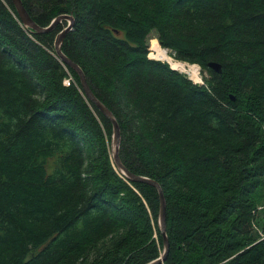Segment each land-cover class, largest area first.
<instances>
[{"label":"trees","instance_id":"16d2710c","mask_svg":"<svg viewBox=\"0 0 264 264\" xmlns=\"http://www.w3.org/2000/svg\"><path fill=\"white\" fill-rule=\"evenodd\" d=\"M21 1L40 27L73 17L62 52L161 189L157 264H264V0ZM67 22L36 32L0 0V264H145L157 192L56 54ZM152 30L202 84L148 57Z\"/></svg>","mask_w":264,"mask_h":264},{"label":"water","instance_id":"95a60500","mask_svg":"<svg viewBox=\"0 0 264 264\" xmlns=\"http://www.w3.org/2000/svg\"><path fill=\"white\" fill-rule=\"evenodd\" d=\"M13 3L19 17L21 18L24 26L36 31V32H42V31H48L54 28V26L60 22L61 20L65 19L67 20L66 26L56 35L55 41H54V48L56 51V54L59 56V58L65 62L68 66H70L72 69L76 71V73L79 76V80L81 83V86L85 92V94L88 96V98L96 105V107L99 109V111L111 121L112 125V134H111V155L112 159L116 165V167L126 175L130 180L132 181H141L146 182L152 185L157 192L158 196V209H157V227L161 233L162 237V251L159 254V256L148 263L145 264H157L161 263L165 257V254L167 252V238L165 236L164 232V199L162 196L161 189L156 181L142 175H136L131 172H129L120 162L119 156H118V148H119V139H120V131H119V125L117 120L115 119L112 112L100 101L98 98L92 93L91 89L88 86L86 77L84 72L81 70V68L73 62L70 58H68L61 50V43L63 40L64 35L67 31H69L72 27L73 23V17L71 15H59L55 17L49 25L46 27H40L37 24L34 23V21L30 18L28 15L23 3L21 0H11ZM207 66L212 69L214 72L220 71V65L217 62H208ZM232 99V96H230Z\"/></svg>","mask_w":264,"mask_h":264},{"label":"built area","instance_id":"2783aa9c","mask_svg":"<svg viewBox=\"0 0 264 264\" xmlns=\"http://www.w3.org/2000/svg\"><path fill=\"white\" fill-rule=\"evenodd\" d=\"M150 50H152V49H150ZM148 56L150 58H153L154 57V55L152 54V52H150ZM171 61L176 62L177 64H180V65L174 66V65H172ZM171 61H168V64H169L170 68H172L174 70H177L179 72L184 73L186 75V77L189 80H191L193 83H201L200 82L201 81L200 80V76H199V70H198V66L197 65H195V64H190L189 65L186 62H180V61L172 60V59H171ZM63 84L65 86H69L71 84H76L73 76L71 75V73L68 72L67 76L64 77Z\"/></svg>","mask_w":264,"mask_h":264},{"label":"rangeland","instance_id":"374dc122","mask_svg":"<svg viewBox=\"0 0 264 264\" xmlns=\"http://www.w3.org/2000/svg\"><path fill=\"white\" fill-rule=\"evenodd\" d=\"M157 32L156 31H154V30H152V31H150V33H149V36H148V38H147V44H148V55H149V53L150 52H152V54H154V52H155V55H154V57L152 58V59H156V60H161V61H164V60H162V59H164V58H173L172 56H170L169 55V53H172V51H170L169 49H167V48H164V47H162L161 45H159V43H158V41H157ZM151 41H155L157 44H158V46L160 47L159 49L157 48L155 51H152V50H149V47H150V43H151ZM165 50V52H166V57H162L160 54H159V52L161 51V50ZM152 56V55H151ZM162 58V59H161ZM165 62V61H164ZM190 65V64H189ZM198 70H199V76H200V80H201V78L203 79V77H208L207 75H206V73L205 72H203V71H201L200 70V68H198ZM202 81V80H201ZM200 81V82H201ZM80 90H81V87L79 88ZM83 89V88H82ZM84 91V90H83Z\"/></svg>","mask_w":264,"mask_h":264},{"label":"bare ground","instance_id":"6f19581e","mask_svg":"<svg viewBox=\"0 0 264 264\" xmlns=\"http://www.w3.org/2000/svg\"><path fill=\"white\" fill-rule=\"evenodd\" d=\"M159 49V48H158ZM155 51V50H154ZM155 53V52H154ZM159 54L162 56V57H166V52H165V50L163 49V50H161L160 52H159ZM153 55H155V54H153ZM162 59V58H161ZM163 60H166V61H171V59L170 58H164ZM171 63H172V65H174V66H178V65H180V64H177L176 62H173V61H171Z\"/></svg>","mask_w":264,"mask_h":264}]
</instances>
